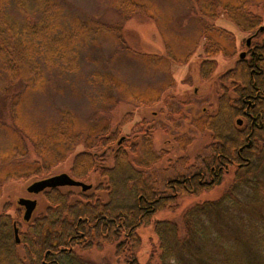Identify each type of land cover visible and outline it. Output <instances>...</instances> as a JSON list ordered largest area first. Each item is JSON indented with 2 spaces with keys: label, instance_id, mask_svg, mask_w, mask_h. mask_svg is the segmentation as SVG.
<instances>
[{
  "label": "trees",
  "instance_id": "obj_1",
  "mask_svg": "<svg viewBox=\"0 0 264 264\" xmlns=\"http://www.w3.org/2000/svg\"><path fill=\"white\" fill-rule=\"evenodd\" d=\"M114 6L122 19L148 14L168 38L165 15L155 2L114 0ZM199 6L202 22L195 42H190L194 45L188 47L186 42L185 50L179 51L167 43L165 56L132 50L122 22L69 17L60 0H0V92L9 99L16 126L0 119L6 140L0 150V194L6 180L37 181L55 175L53 168L79 145L83 149L75 154L69 174L92 185L88 190L47 188L42 192L45 209L36 208L29 220L24 219L21 205L15 215L1 212L0 264H88L77 248L100 250L108 244L115 245L122 264H264V0H200ZM220 10L249 34L250 44L242 43L244 57L235 33L214 21ZM101 38L163 70H169L170 58L190 62L200 38L205 39L202 53L197 54L199 76L206 82L216 80V107L182 116L210 138L209 155L201 165L199 157L192 164L183 155L169 166L175 169L173 176L160 178L155 166L169 152L155 149L156 127L145 119L124 134L123 121L114 127L107 117L83 123L65 108L44 127L28 124L24 104L46 83L48 70L76 64L81 47ZM220 55L235 63L218 74ZM98 75L104 90H117L127 99L146 106L161 99L160 92L141 93L115 74ZM197 92L195 88V96ZM23 133L39 159H25ZM175 138L183 151L192 141L187 135ZM92 173L97 175L95 181L89 180ZM228 174L232 181L219 196L194 203L179 220L157 217L176 210L183 196L213 190ZM144 228L151 229L156 241L154 236L149 243L144 239Z\"/></svg>",
  "mask_w": 264,
  "mask_h": 264
},
{
  "label": "rangeland",
  "instance_id": "obj_2",
  "mask_svg": "<svg viewBox=\"0 0 264 264\" xmlns=\"http://www.w3.org/2000/svg\"><path fill=\"white\" fill-rule=\"evenodd\" d=\"M67 9L69 17L92 18L107 23L122 22L126 30V40L132 50L139 52L168 55L167 43L172 42L181 51L187 42L192 47L200 29L199 4L200 0H150L156 3L161 13L165 15L163 35L160 26L154 18L145 13H137L131 17H121L120 11L114 6V0H60ZM217 25L233 31L236 35L239 53L245 51L243 41L250 38L248 33L241 31L222 10L214 20ZM170 32H173L172 35ZM169 34V35H168ZM191 41L192 44H190ZM204 38L192 60L188 63L176 62L170 58L169 70L150 67L137 60L129 50L122 45L114 44L108 38H101L91 45L82 46L76 64L52 66L48 70V79L40 90L34 91L26 99L23 114L29 123L37 127H44L55 120L63 109L73 110L83 123H95L103 117L109 118L114 127L122 121L123 133L131 132L132 126L145 119L154 122L155 129L153 143L157 151L168 150L169 156L156 164L155 169L160 178L173 176L175 169L169 167L176 163L179 157L188 155L193 164L196 157L201 165L203 158L209 155L207 145L210 141L208 133H201L191 126L189 121L182 118L183 114H196L205 106L216 107V80L203 81L199 76V60L197 54L202 53ZM185 50V49H183ZM235 59L229 60L218 57V74L232 67ZM115 74L131 88L141 93L160 92L161 99L156 104L146 106L131 99H127L114 90H104L98 74ZM195 88L198 95L195 96ZM198 89V90H197ZM14 90V89H13ZM16 92V90H14ZM105 95H104V94ZM116 100L115 103L112 102ZM131 114V115H130ZM192 118V117H191ZM0 119L12 127H16L10 116L9 99L0 92ZM164 127V128H162ZM26 160L39 159L34 147L26 136ZM177 135H187L192 138L191 143L183 151ZM5 133L0 130V150L5 148ZM83 149L79 145L66 161L55 168L52 173H69L75 154ZM168 159L171 161L168 162ZM1 167V163H0ZM96 174L92 173L89 180L95 181ZM232 181L231 174L225 176L221 185L211 191H204L199 195L183 196L179 199V207L173 211H163L158 218L169 217L180 219L182 213L191 205L205 199H213L222 194ZM34 179H10L2 184L0 194V213L7 210L16 214L20 206V198H31L38 201L37 211H43L47 205L43 193L34 194L28 191V186ZM164 180L159 182L162 187ZM67 188V187H66ZM78 191V189H74ZM9 208L6 209V206ZM24 208H22V215ZM143 237L149 243L154 236L150 228L142 230ZM156 241V237L152 238ZM146 249V243L144 250ZM21 250V249H20ZM78 254L88 264H122V258L115 254V245L108 244L102 249L82 250L77 248ZM141 252L139 255L141 256Z\"/></svg>",
  "mask_w": 264,
  "mask_h": 264
},
{
  "label": "water",
  "instance_id": "obj_3",
  "mask_svg": "<svg viewBox=\"0 0 264 264\" xmlns=\"http://www.w3.org/2000/svg\"><path fill=\"white\" fill-rule=\"evenodd\" d=\"M251 38L248 39V44H250ZM246 52L241 53V57H244ZM239 124H242V120H238ZM65 186H71V187H81L83 190H88L92 187L91 184L86 183L84 181L75 179L72 177L69 173L63 172L60 174H55L50 177H46L37 181H34L32 184L28 186V191L31 193H40L46 190L47 188L52 187H65ZM18 203L25 208L24 211V219L29 220L38 204V201L36 199L31 198H25L22 197L19 199ZM15 234L17 241L19 242V235H18V228L15 229Z\"/></svg>",
  "mask_w": 264,
  "mask_h": 264
}]
</instances>
